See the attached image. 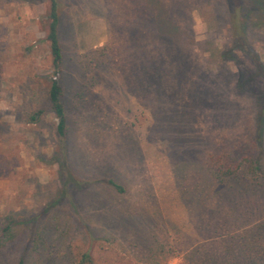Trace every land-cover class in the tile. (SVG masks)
<instances>
[{
  "label": "rangeland",
  "instance_id": "obj_1",
  "mask_svg": "<svg viewBox=\"0 0 264 264\" xmlns=\"http://www.w3.org/2000/svg\"><path fill=\"white\" fill-rule=\"evenodd\" d=\"M59 1L66 155L48 101L49 4L0 0V224L12 223L0 264H78L87 251L97 264H264V180L231 192L234 174L212 176V157L258 156L264 94L248 57L220 58L231 41L225 2L171 7L184 56L135 29L148 0ZM249 23L264 62V17L251 12ZM152 30L161 35L159 23Z\"/></svg>",
  "mask_w": 264,
  "mask_h": 264
},
{
  "label": "trees",
  "instance_id": "obj_2",
  "mask_svg": "<svg viewBox=\"0 0 264 264\" xmlns=\"http://www.w3.org/2000/svg\"><path fill=\"white\" fill-rule=\"evenodd\" d=\"M49 4L48 8V30L46 36V42L49 43L53 68L52 72L49 75L50 87L48 89V101L51 106V110L54 116L58 120L57 124V134L62 141V151L63 154L66 155V142L65 137L67 134V110L63 102V98L65 96L64 92V84H63V64H64V53L62 49V45L60 42V1L59 0H46ZM182 1L186 0H148L141 2L142 9H140L138 21L140 25L135 29H142L146 33L149 32V35L154 36V43L151 44L148 41V44L154 46L156 48L157 41L160 44L164 45V48L171 49L172 51H178L181 54L183 53L179 46L175 45L171 41V36L175 32H177V28H174L173 21L171 19V15L169 11L173 10L177 11L179 8L181 9ZM227 7L228 18L230 23V45L229 47L223 49L220 53V58L222 62H230L235 59V57L239 54H243L244 56L248 57L253 66H254V74L251 78H260L264 80V62L260 59L257 51L251 44L249 38V28L250 23L249 20L251 18V12L259 13L261 16L264 17V0H223ZM158 5V6H157ZM170 6V9H169ZM172 7V8H171ZM169 14V16H168ZM168 17L170 18L169 22ZM153 18L155 22L153 21ZM159 23L160 34H157L155 30L153 31V27H157ZM148 36V34H147ZM165 36V37H164ZM144 37V36H143ZM129 40L132 42L131 37L129 36ZM149 45L147 47H149ZM150 48V47H149ZM151 55L150 53H148ZM148 55V56H149ZM186 56V53H183ZM247 80H243L241 84H239V90L243 91ZM258 105L260 107V111L257 113L256 118V127H257V136H256V143H255V150H258L257 157H251V159H245L244 161H240L235 163V161H229L227 159H223L221 157L211 158L212 164L211 168L213 169L212 176L214 179H217L222 182L228 181L231 175L232 182L234 184L228 183V190L235 191V186L238 184L239 181L246 180V183H249L251 186L256 187L257 184H260L264 180V94L258 97L257 99ZM42 111H39L35 114L31 115V120L37 121L39 117L42 115ZM246 168L245 174L242 177L235 176L237 171L241 167ZM250 175L251 179L248 178L247 175ZM71 182V181H69ZM229 182V181H228ZM106 183L111 186L115 191L118 193H123L124 188L118 184L115 180L109 179ZM78 185L80 188H83L85 183H79ZM245 192L249 189L244 188ZM228 191V192H229ZM242 193V192H241ZM245 194V193H242ZM129 217V216H128ZM125 219H128L125 217ZM123 219V223L126 226H130L136 219H131V221H127ZM238 221L240 219H237ZM237 221V222H238ZM130 222V224H128ZM12 229V223H1L0 224V243H4L7 241V234ZM2 243V244H3ZM254 241L251 242L253 244ZM156 247V254L153 257H156L157 254L163 252L162 247ZM250 252L253 251V245L249 246ZM233 252V251H232ZM254 257H249L248 260H252ZM255 264V259L252 260ZM19 264H26L25 258H21ZM78 264H97L91 254L90 251L83 253L78 261ZM206 264H220L217 259L208 258ZM223 264H233L232 260L225 261Z\"/></svg>",
  "mask_w": 264,
  "mask_h": 264
}]
</instances>
